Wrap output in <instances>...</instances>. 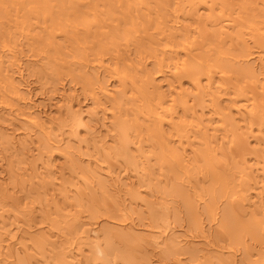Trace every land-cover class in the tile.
I'll return each mask as SVG.
<instances>
[{
  "label": "bare ground",
  "instance_id": "1",
  "mask_svg": "<svg viewBox=\"0 0 264 264\" xmlns=\"http://www.w3.org/2000/svg\"><path fill=\"white\" fill-rule=\"evenodd\" d=\"M0 264H264V0H0Z\"/></svg>",
  "mask_w": 264,
  "mask_h": 264
},
{
  "label": "rangeland",
  "instance_id": "2",
  "mask_svg": "<svg viewBox=\"0 0 264 264\" xmlns=\"http://www.w3.org/2000/svg\"><path fill=\"white\" fill-rule=\"evenodd\" d=\"M39 90H40V89H38V92H39L38 94L40 95V94H41V91H39ZM63 161H64V159H62V157H60L58 163L61 164Z\"/></svg>",
  "mask_w": 264,
  "mask_h": 264
}]
</instances>
